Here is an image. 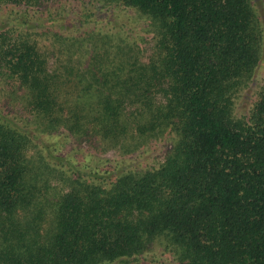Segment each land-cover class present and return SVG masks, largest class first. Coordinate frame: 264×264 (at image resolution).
Here are the masks:
<instances>
[{"label":"trees","instance_id":"1","mask_svg":"<svg viewBox=\"0 0 264 264\" xmlns=\"http://www.w3.org/2000/svg\"><path fill=\"white\" fill-rule=\"evenodd\" d=\"M0 264H264V0H0Z\"/></svg>","mask_w":264,"mask_h":264},{"label":"rangeland","instance_id":"2","mask_svg":"<svg viewBox=\"0 0 264 264\" xmlns=\"http://www.w3.org/2000/svg\"><path fill=\"white\" fill-rule=\"evenodd\" d=\"M99 15V14H98ZM113 18H109V20H111V21H114L115 20V18H114V15L112 16ZM96 18H97V20H98V22H101V24L100 25H104L103 24V21H104V16L103 15H99V17L96 15ZM108 19H106V21H107ZM106 29V28H105ZM107 30H109V29H107Z\"/></svg>","mask_w":264,"mask_h":264}]
</instances>
